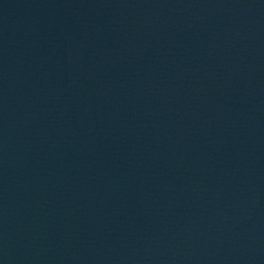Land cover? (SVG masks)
I'll return each mask as SVG.
<instances>
[{
	"label": "water",
	"instance_id": "obj_1",
	"mask_svg": "<svg viewBox=\"0 0 264 264\" xmlns=\"http://www.w3.org/2000/svg\"><path fill=\"white\" fill-rule=\"evenodd\" d=\"M0 264H264V0H0Z\"/></svg>",
	"mask_w": 264,
	"mask_h": 264
}]
</instances>
